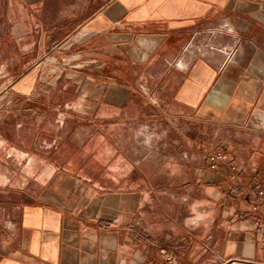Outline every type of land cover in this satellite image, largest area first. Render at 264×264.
Masks as SVG:
<instances>
[{
	"label": "crops",
	"instance_id": "1",
	"mask_svg": "<svg viewBox=\"0 0 264 264\" xmlns=\"http://www.w3.org/2000/svg\"><path fill=\"white\" fill-rule=\"evenodd\" d=\"M57 1L0 0V54L19 55L14 78L0 64V264H264V0ZM155 117L226 130L227 152L155 185L116 139ZM158 188L179 222L145 208Z\"/></svg>",
	"mask_w": 264,
	"mask_h": 264
},
{
	"label": "rangeland",
	"instance_id": "2",
	"mask_svg": "<svg viewBox=\"0 0 264 264\" xmlns=\"http://www.w3.org/2000/svg\"><path fill=\"white\" fill-rule=\"evenodd\" d=\"M66 1L70 0H58L57 4L66 3ZM2 2V1H1ZM48 13L50 11H54L56 8H48ZM65 9V10H64ZM67 12V8L61 9ZM82 8L76 6L74 11L69 9L71 13H77V11H81ZM48 14V15H49ZM7 15V19L5 18V23L3 22V16ZM6 17V16H5ZM16 12L11 8L7 10L6 8L0 6V47H3L4 42H8V37L5 40L2 39L3 32L4 35H8L10 28L14 30V26L16 25ZM11 47L13 48V39H11ZM47 49L45 50L46 54L42 58L43 66H59L62 64L60 59H58L57 55L52 52H49ZM10 60L11 63V78H14L19 72L15 69V63L19 60V55L14 54L12 50V54L10 56L0 54V64ZM29 61V58H28ZM65 62V60L63 59ZM62 66V65H61ZM64 67V66H63ZM3 92L0 93V113L2 108V100L1 95ZM56 107V106H52ZM55 109V108H54ZM56 115L54 117V123L58 126H64L66 123V116L62 113V110L55 111ZM2 115L0 114V119ZM151 121V122H150ZM147 123V124H146ZM140 126H133L123 134L118 136L117 141H123V148L124 151L128 153V155L137 158L139 161V169L140 172L146 174L149 177L150 181H154L155 185H162L166 183L169 178H175L179 175L180 170L184 172L183 169H180L178 166V160L180 158H184L186 156L187 161L194 160L198 157L199 152H203L206 154L215 151L216 148L222 149L220 152L224 155L227 150L223 148L224 141L229 138V132L226 130H217V128L213 127H206L200 132V129L196 130L193 124L189 122H184L183 120L171 121L168 122L161 118L155 117L154 120H142L139 122ZM142 125V126H141ZM145 125H148L147 127ZM117 137V136H116ZM197 139V140H196ZM202 140V149H197V142ZM134 142H137L133 145ZM50 144L54 146L55 142H49L45 146ZM135 148L137 149V154L135 152ZM214 149V150H213ZM165 156V160L162 162V157ZM206 157V156H205ZM154 160V162H153ZM159 167L156 165L159 164ZM188 164H192L191 162ZM191 166V165H190ZM193 167V165H192ZM170 170V174H169ZM189 185V184H188ZM172 189H176L178 191V185L171 184ZM159 193L156 195L158 199H152L151 194L147 195V199L144 202V206L146 208L147 204L149 206H153L157 213L162 212H170L172 213V221L171 223L179 222V214L182 210L179 208L184 205H181L178 199H174L169 197L167 194H163L161 192V188L157 189ZM182 190V189H181ZM180 190V191H181ZM193 191V190H192ZM193 200L187 202V208L192 207ZM162 218V217H160ZM162 223V220L161 222Z\"/></svg>",
	"mask_w": 264,
	"mask_h": 264
},
{
	"label": "built area",
	"instance_id": "3",
	"mask_svg": "<svg viewBox=\"0 0 264 264\" xmlns=\"http://www.w3.org/2000/svg\"><path fill=\"white\" fill-rule=\"evenodd\" d=\"M206 158L209 161V167L212 169L216 163L223 158V154L220 151H212L206 154ZM234 170L235 166H231ZM236 173V170L234 171ZM253 214L251 221L255 225V230L260 232L264 228V190L257 189L254 196L251 198V208ZM162 263L160 264H176V254L174 251L164 252L162 257Z\"/></svg>",
	"mask_w": 264,
	"mask_h": 264
},
{
	"label": "bare ground",
	"instance_id": "4",
	"mask_svg": "<svg viewBox=\"0 0 264 264\" xmlns=\"http://www.w3.org/2000/svg\"><path fill=\"white\" fill-rule=\"evenodd\" d=\"M229 31H230V30H229ZM192 43H193V42H192ZM193 47H194V46H193ZM193 47H192V48H193ZM189 57H190V56H189ZM184 59H185V56H184Z\"/></svg>",
	"mask_w": 264,
	"mask_h": 264
}]
</instances>
